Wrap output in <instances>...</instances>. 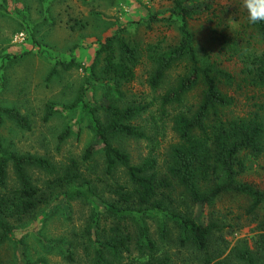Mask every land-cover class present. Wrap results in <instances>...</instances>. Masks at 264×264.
<instances>
[{"label":"trees","instance_id":"1","mask_svg":"<svg viewBox=\"0 0 264 264\" xmlns=\"http://www.w3.org/2000/svg\"><path fill=\"white\" fill-rule=\"evenodd\" d=\"M236 1L240 12L235 6L232 11L228 0L226 4L171 0L168 17L161 20L177 30L174 44L163 46V40L140 44L122 31L99 43L88 73L92 80L104 82L101 104L90 105L83 98L84 90H79L70 105L87 117L93 133L79 159L69 158L57 167L46 156L19 153L11 144L4 145L0 135V246L13 236V222L23 221L50 198L97 199V186L85 172H94L91 162L101 152L104 173L112 175L122 168L127 183L112 184L113 197H99L100 208L92 209L82 229L88 264H171L169 255L158 256L159 244L149 220L157 222L160 240L175 229L177 245L192 246L201 255V264H264V219H259L252 247L237 244L225 255L227 244L217 236L224 229L221 221L193 214L194 207H211L224 195L249 199L252 220L264 208V191L239 179L246 159L264 153V53L256 47L264 42V21L251 23L242 0ZM204 15L208 40L225 60L239 65L236 73L221 66L211 50L199 47L190 23ZM153 21L160 19L152 16L148 23ZM73 66V62L61 63L64 70ZM141 66L147 67L143 80L147 92L133 93L130 85L138 79ZM175 68L180 73L170 84L168 76ZM198 89L197 104L186 102ZM241 95L243 111L237 110ZM153 111L161 125L170 119L177 139L163 156L164 169L155 156L161 126L154 116V133L143 124V116H152ZM53 112L52 104L46 105L44 120ZM5 119L21 130L30 128L28 118L16 108L0 106V128ZM68 134L67 129L59 140ZM117 137L146 141L148 155L133 164L125 150L112 144ZM9 166L18 183L14 188L7 186ZM28 168L49 176L44 187L32 182ZM65 251V258L72 261Z\"/></svg>","mask_w":264,"mask_h":264},{"label":"rangeland","instance_id":"2","mask_svg":"<svg viewBox=\"0 0 264 264\" xmlns=\"http://www.w3.org/2000/svg\"><path fill=\"white\" fill-rule=\"evenodd\" d=\"M235 1L228 0L232 11L234 6L238 10ZM226 3L227 0H221V4ZM170 6L171 0H0V106L16 108L30 121V128L21 130L5 119L0 128L3 144H11L19 153L46 156L57 167L69 158L79 159L93 133L87 117L70 105L79 90H84L83 98L90 105L101 104L106 89L104 82L92 80L88 73L99 43L106 36L122 31L128 39L140 44L162 43V40L163 46L174 44L178 39L177 30L161 20L168 17ZM152 16L160 21L148 23ZM190 27L200 48L211 50L229 72L238 71L239 65L234 60H225L208 40L206 15L193 20ZM256 47L264 53V42L257 43ZM69 62L74 66L62 69L61 63ZM145 67L137 69L139 77L130 85L133 93L147 92L143 84ZM179 73V68L173 69L168 83H174ZM198 100L199 89L191 92L186 102L195 105ZM243 103L241 95L237 110L244 109ZM48 104H52L54 112L44 120ZM98 115L102 117V112ZM157 115L156 111L152 116L145 114L143 124L152 134L154 116L161 126L156 136L155 156L158 167L164 169L163 156L177 139L170 119L166 118L161 125ZM67 129L69 134L60 141L59 136ZM111 142L125 150L133 164L140 163L149 152L146 141L117 137ZM91 166H95L94 172H85V175L98 189L94 203L50 198L23 221L13 222L16 227L13 236L0 246V264H88L82 229L92 209L100 208V200L113 197L109 192L112 184L127 183L122 168L112 175L104 173L101 152L94 157ZM28 174L40 187H44L49 178L46 173L32 168H28ZM239 179L264 191V153L246 159V169ZM7 186H18L10 166ZM249 203L245 197L224 195L211 207H194L193 214L200 215V219H219L224 225L217 236L221 235L227 244L225 255L237 244L253 246L259 219H264V208L257 210L258 215L252 220L247 212ZM148 223L153 239L159 244L158 256L169 255L171 264H201V255L192 246L177 245L175 229L170 228L169 235L160 240L157 222L149 220ZM219 242L223 248V242ZM66 248L72 261L65 258Z\"/></svg>","mask_w":264,"mask_h":264},{"label":"clouds","instance_id":"3","mask_svg":"<svg viewBox=\"0 0 264 264\" xmlns=\"http://www.w3.org/2000/svg\"><path fill=\"white\" fill-rule=\"evenodd\" d=\"M242 7L251 23L264 21V0H242Z\"/></svg>","mask_w":264,"mask_h":264}]
</instances>
